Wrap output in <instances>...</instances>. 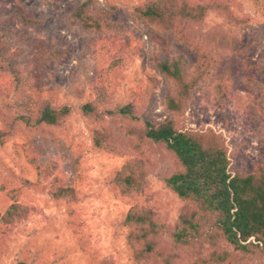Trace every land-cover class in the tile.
<instances>
[{
  "label": "trees",
  "instance_id": "1",
  "mask_svg": "<svg viewBox=\"0 0 264 264\" xmlns=\"http://www.w3.org/2000/svg\"><path fill=\"white\" fill-rule=\"evenodd\" d=\"M0 1L14 2L13 18L0 21V26H12L8 41L0 36V146L7 138L25 137L29 143L26 158L36 174L34 182L18 177V189L8 190V183L0 181V192L11 201L0 213V241L2 233L25 220L32 210L18 202L21 188L37 190L47 185L52 198L67 206L74 229L79 231L82 226L73 208L80 198L73 186L62 182L58 162H40L35 156L37 147H30L38 145L33 136L39 138L38 146L56 140L70 144L68 123L75 108L70 103L54 104L48 91L72 54L44 31L57 18L73 21L85 35L84 56L91 67V80L78 93L81 100L88 97L78 111L91 125L92 147L125 159L108 185L117 197L132 202L123 226L135 264H264V161L248 172L239 166L228 172L224 137L212 129L184 130L182 126L183 114L196 92L202 104L217 106L236 100L239 89L251 96L264 121V82L239 74L222 48V39L217 37L213 45L198 35L211 14L227 26L248 25L251 17L243 13L237 0H137L130 5L128 16L150 35L149 65L154 74L143 87H129L123 103L113 109L107 106L115 93L117 75L142 51L114 1L39 0L73 3L69 11L46 17H38L22 0ZM251 2L264 18V0ZM180 47L192 54L191 59ZM158 75L168 85L162 102L168 118L163 122L147 117L152 93L162 82ZM241 81L252 89L238 87ZM113 117L122 120L120 133L107 119ZM160 148L172 164L162 182L182 202L172 224L161 219L158 207L140 202ZM17 264L35 263L22 258Z\"/></svg>",
  "mask_w": 264,
  "mask_h": 264
},
{
  "label": "rangeland",
  "instance_id": "2",
  "mask_svg": "<svg viewBox=\"0 0 264 264\" xmlns=\"http://www.w3.org/2000/svg\"><path fill=\"white\" fill-rule=\"evenodd\" d=\"M75 1V0H71ZM119 7V15L124 25L142 44L140 55L116 78L115 93L108 109L120 106L126 90L131 86L143 87L147 77L154 74L149 65L152 55L150 35L142 26L128 16L130 5L137 0H112ZM224 1V0H223ZM243 13L250 15L251 22L244 26H227L223 19L211 14L198 32L202 40L213 45L218 37L222 48L235 62V69L244 78H252L256 83L264 82V18L257 12L251 0H237ZM26 8L38 17L59 15L69 11L73 3L44 4L39 0H22ZM14 2L0 1V21L12 19ZM12 26L1 25L0 36H10ZM58 47L71 49L70 60L57 72L56 79L48 87L54 104L70 103L74 113L68 123L69 146L61 140L39 145V138L33 139L38 145L35 152L40 162L55 160L59 164L58 175L66 186H73L80 198L74 205L76 221L82 222L79 231L70 224L67 206L55 201L46 186L42 189L19 190L18 202L30 206L27 218L2 233L0 241V264H17L25 258L35 264H135L131 251L126 246L127 229L123 226L131 201L117 197L108 185L115 169L124 163V157H113L99 152L91 144V125L80 115L78 107L87 101L78 98L91 80V67L84 56L85 35L73 21H50L44 28ZM47 35V36H48ZM180 50L185 51L183 47ZM189 59L192 54L186 53ZM162 80L151 96V110L147 117L155 121L167 120L168 114L162 109V102L168 93V85ZM252 88L241 81L238 87ZM257 85L254 86V88ZM238 98L226 105L210 106L202 104L195 93L194 102L185 110L182 126L185 129H212L221 134L228 148L229 167H241L246 172L254 164L264 161V121L251 103V96L237 91ZM114 123L119 133L122 120L119 117L107 118ZM3 123L0 121V128ZM29 143L18 135L7 138L0 146V181L8 183L7 189H18V177L32 182L36 174L26 158ZM129 156V155H128ZM77 158L78 164L74 161ZM154 167L149 173V187L140 198L144 204L159 208L160 217L172 224L178 215L182 202L168 190L162 179L172 169L166 150L157 149ZM46 184V183H44ZM6 197V196H5ZM0 192V213L11 204ZM78 231V232H77ZM83 242L87 251H83ZM187 255V252H184Z\"/></svg>",
  "mask_w": 264,
  "mask_h": 264
}]
</instances>
